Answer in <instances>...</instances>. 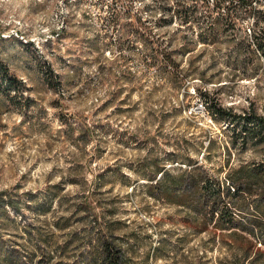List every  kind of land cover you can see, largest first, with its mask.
Segmentation results:
<instances>
[{
  "label": "rangeland",
  "instance_id": "obj_1",
  "mask_svg": "<svg viewBox=\"0 0 264 264\" xmlns=\"http://www.w3.org/2000/svg\"><path fill=\"white\" fill-rule=\"evenodd\" d=\"M186 2L0 0V192L17 196L25 212L0 213L6 248L17 241L30 260L26 252L38 247L24 225L32 222L53 230L58 246L69 242L50 264L81 260L78 251L91 248L84 233L94 249L101 236L117 243L127 264H264L259 214L248 205L264 181L253 183L244 210L230 213L232 221H214L204 231L187 207L144 186L151 174L143 162L148 157L159 156L177 170L190 155L223 180L242 165L264 161V142L234 147L227 125L209 112L215 100L236 112L264 115V55L246 40L264 27V0L253 3L261 13L204 42H196L198 24L188 25L175 12ZM202 4L199 12L212 8ZM7 69L28 86L23 98L7 96L1 79ZM82 128L91 130L93 141L78 145ZM58 183L65 186L62 204L44 205L39 213L26 206L30 192L42 203L48 186ZM85 200L98 213L95 224L97 216L73 212ZM46 214L51 222L61 216L68 221L48 228Z\"/></svg>",
  "mask_w": 264,
  "mask_h": 264
},
{
  "label": "trees",
  "instance_id": "obj_2",
  "mask_svg": "<svg viewBox=\"0 0 264 264\" xmlns=\"http://www.w3.org/2000/svg\"><path fill=\"white\" fill-rule=\"evenodd\" d=\"M118 1V0H117ZM256 0H188L187 6H177L175 12H182L184 21L188 22V25H197L200 27L198 31L199 41H212L216 40L217 37L230 28L237 27V20H243L245 17L252 14L261 13L263 10L253 3ZM202 5L211 3L212 8H209L206 12H199V3ZM182 3V2H181ZM182 7V8H181ZM202 22L205 23L204 26ZM258 22H256L257 24ZM259 30H253L248 38L249 45H254L259 52L264 55V27L258 28ZM59 35V34H58ZM242 40L237 43L236 48L238 54L244 47ZM247 42V43H248ZM191 43L188 42V53L193 48H190ZM158 51H152L153 61L158 58ZM175 62H172V65ZM175 65V64H174ZM2 83L6 84L9 88L7 92L8 97H24L25 90L27 91L28 86L14 73H11L8 69L2 75ZM21 85L12 88L13 84ZM20 87V88H17ZM26 107L31 105V97H26ZM210 114L216 119L222 120L226 125V129L229 130L231 143L234 147L241 145L246 147L248 145H258L264 142V115L259 114L256 111L246 110L243 112H236L232 107H224L221 103L213 101L209 106ZM80 144H87L93 141L91 130L82 128L79 134ZM210 144L207 146V150L210 152L213 148L214 140L210 138ZM172 155H176V152H172ZM206 154L203 157H209ZM144 166L151 170L146 178L147 182L144 183L146 189L159 199H164L169 204L177 205L180 207H187L194 218L197 221H202L203 226L201 230H207L209 224L220 223L223 221H232L229 216L233 209L243 211V203H245V193H252L251 187L255 182L264 181V161L258 165H242L237 169H234L226 176V180L221 179L219 176L212 174L210 170L206 168V165L199 159H196L190 155L186 158L184 167L180 166L176 169H169L165 162L160 160L159 156L154 158L148 157L143 160ZM106 170L99 174L100 180L105 176ZM160 176L158 177V175ZM72 183H79L80 181L76 178H71ZM87 183V181L85 180ZM101 184V182H98ZM263 184V183H262ZM63 185V186H62ZM64 184L58 183L54 187L49 185L46 189L45 198L46 201L42 203L36 200V196L33 192H30V198L26 206L35 213H39L44 209V205H48V209L53 207V203L62 204L61 190L65 189ZM90 189V188H89ZM87 190L84 193L86 198L89 197L91 190ZM248 203V202H247ZM249 207H253L254 211L259 214V219L256 220V227H260L262 235H258L260 243L264 245V188L258 192V196L248 203ZM95 206L91 205V202L87 200L74 204L73 212L84 211L88 218L91 214L97 216L94 224L99 219L98 213L94 212ZM12 209L18 215H24V209L20 205V200L17 196L9 194L7 190L0 192V213H8ZM93 211V212H91ZM217 212H220V216L216 218ZM47 217L43 219L44 223L50 227H62L68 221V217L61 216L54 222H51ZM217 220V221H216ZM28 239L35 243L37 250L32 252L27 251V256L21 253L20 244L12 242L11 248H6V244L3 240H0V264H50L54 259L58 258L61 254L66 253L69 242L65 245L58 246L56 236L53 230L47 231L37 226L35 223L29 222L24 225ZM77 236L79 234H76ZM82 237L89 238L91 248L80 249L78 253H81V260L75 259L70 264H127L124 254L120 246L117 243L109 242L104 236L99 249L92 248L93 242L91 235L86 233L81 235ZM76 237V236H75ZM24 243H21L23 246ZM51 250V247H54ZM48 248L47 252L45 249ZM39 249L42 251V255L39 254ZM264 255V250L259 252ZM46 255V258H45ZM26 257V260H25ZM63 260H57L55 264H63Z\"/></svg>",
  "mask_w": 264,
  "mask_h": 264
},
{
  "label": "built area",
  "instance_id": "obj_3",
  "mask_svg": "<svg viewBox=\"0 0 264 264\" xmlns=\"http://www.w3.org/2000/svg\"><path fill=\"white\" fill-rule=\"evenodd\" d=\"M198 108H199V109H204L205 106H203V104H200V105L198 106Z\"/></svg>",
  "mask_w": 264,
  "mask_h": 264
},
{
  "label": "bare ground",
  "instance_id": "obj_4",
  "mask_svg": "<svg viewBox=\"0 0 264 264\" xmlns=\"http://www.w3.org/2000/svg\"><path fill=\"white\" fill-rule=\"evenodd\" d=\"M201 104H203V103H201ZM203 106H204V104H203Z\"/></svg>",
  "mask_w": 264,
  "mask_h": 264
}]
</instances>
